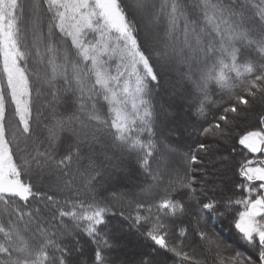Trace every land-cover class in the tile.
<instances>
[{"label":"snow or ice","instance_id":"snow-or-ice-1","mask_svg":"<svg viewBox=\"0 0 264 264\" xmlns=\"http://www.w3.org/2000/svg\"><path fill=\"white\" fill-rule=\"evenodd\" d=\"M0 264H264V0H0Z\"/></svg>","mask_w":264,"mask_h":264},{"label":"trees","instance_id":"trees-1","mask_svg":"<svg viewBox=\"0 0 264 264\" xmlns=\"http://www.w3.org/2000/svg\"><path fill=\"white\" fill-rule=\"evenodd\" d=\"M213 224L215 225L217 231H219L226 240H228L229 242L233 241L234 234L225 226V224L222 221L218 219H214ZM240 250L245 251L242 247L240 248ZM245 254L248 253L245 252Z\"/></svg>","mask_w":264,"mask_h":264}]
</instances>
